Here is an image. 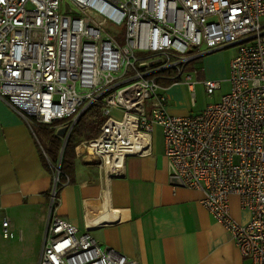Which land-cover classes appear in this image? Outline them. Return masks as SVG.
I'll use <instances>...</instances> for the list:
<instances>
[{
	"label": "built area",
	"instance_id": "built-area-1",
	"mask_svg": "<svg viewBox=\"0 0 264 264\" xmlns=\"http://www.w3.org/2000/svg\"><path fill=\"white\" fill-rule=\"evenodd\" d=\"M262 18L264 0H0V99L33 134V125L68 118L54 126L65 127L67 138L99 105L100 133L74 150L99 159L105 186L123 174L125 157L151 153L160 127L170 184L202 191V205L241 254L264 264ZM110 25L124 26L122 43ZM228 47L236 48L229 90L198 114L169 113L174 86L200 83L209 94L221 88L219 80H194L185 69ZM55 165L37 264H143L53 212L61 185ZM231 194L251 211L248 222L232 218ZM1 231L14 236L8 217Z\"/></svg>",
	"mask_w": 264,
	"mask_h": 264
},
{
	"label": "crops",
	"instance_id": "crops-1",
	"mask_svg": "<svg viewBox=\"0 0 264 264\" xmlns=\"http://www.w3.org/2000/svg\"><path fill=\"white\" fill-rule=\"evenodd\" d=\"M204 60L210 72L207 78L214 79L211 59ZM168 95L171 98L169 90ZM168 105L169 113L186 115L170 100ZM155 131L151 153L125 157L123 174L109 178L106 186L99 159L74 150L67 173L61 176L53 212L78 232L89 230L102 247L143 264H252L202 205V191L170 184L163 136L157 143ZM41 153L45 152L35 133L0 99V227L2 218L8 217L10 229L18 230L12 231L17 245L2 252L19 256L24 233L37 219L34 258L28 264H37L53 187V172L43 164ZM229 205L234 220H250L251 211L241 208L237 194L230 195Z\"/></svg>",
	"mask_w": 264,
	"mask_h": 264
},
{
	"label": "rangeland",
	"instance_id": "rangeland-1",
	"mask_svg": "<svg viewBox=\"0 0 264 264\" xmlns=\"http://www.w3.org/2000/svg\"><path fill=\"white\" fill-rule=\"evenodd\" d=\"M63 10V6H62ZM109 30L113 32L119 43H122L124 40L125 35V28L123 27H114L113 25L109 26ZM236 48L235 47H228L224 48L215 52H212L210 54H207L203 57H201L198 60H194L190 62L185 71H190L193 74L194 80H202V79H209L207 78L208 70L205 66V58H210L212 61V70L214 80H219L221 83V88L218 90H215L213 93L209 94L204 89L203 85L200 83H193L190 85H179L174 86L169 89V93L171 94L170 101L173 105L178 107V109L182 110L184 114L186 115H195L200 113L207 104L217 102L221 96L226 93L229 90V82L227 80L228 76V68L227 65L229 64L230 59L235 55ZM203 59V60H202ZM225 67V68H224ZM194 93V105L191 104V95ZM149 104L147 103V109L149 110ZM68 118L62 119L61 121H66ZM63 123V122H61ZM61 123L57 124L60 125ZM33 131L35 133L36 139L43 146H47V140L45 138L44 132L37 126H32ZM55 129V128H54ZM53 129V130H54ZM155 141L159 144H161L162 140V131L160 127L155 128ZM71 133V132H70ZM86 132L80 136L76 137L78 140H84L86 138ZM61 138V137H60ZM61 141H63V137L61 138ZM41 145V146H42ZM57 164V163H55ZM54 164V165H55ZM56 166V165H55ZM56 170L53 168V175H55ZM61 175V174H59ZM57 184H59L57 182ZM55 199V198H54ZM49 208L46 210V215L44 218V224H43V232H44V226L46 222V218L48 215ZM39 221L37 219H34L31 221V224H29L28 232L27 230L24 233V240L22 241L21 249L18 251L19 256L9 257L2 251L6 252L8 247L15 246L16 243V237L15 238H5L2 235L1 227H0V264H14L16 260H20L21 264H28L31 263V260L34 258V250L36 247V234L38 230ZM18 229V228H17ZM11 231H13L15 234L18 230L15 228H11ZM16 231V232H15ZM43 232H41V238L39 241V247L42 242Z\"/></svg>",
	"mask_w": 264,
	"mask_h": 264
},
{
	"label": "trees",
	"instance_id": "trees-1",
	"mask_svg": "<svg viewBox=\"0 0 264 264\" xmlns=\"http://www.w3.org/2000/svg\"><path fill=\"white\" fill-rule=\"evenodd\" d=\"M64 122L61 120L54 121L52 124H39L37 125L45 135L47 140V146H43L42 150L45 152L47 158L41 153L43 164L53 172L52 164L57 163L59 157V151L61 147V138L57 136V130L54 126ZM104 122V118L100 112V106L94 105L88 111L84 112L76 121L71 133L67 138L66 145L64 147L63 155L60 163V180L63 173H67L69 168V158L74 154V147L80 142L76 137L82 136L86 132V138L84 140L92 139L100 133L101 125ZM54 129V130H53ZM82 141V140H81Z\"/></svg>",
	"mask_w": 264,
	"mask_h": 264
},
{
	"label": "water",
	"instance_id": "water-1",
	"mask_svg": "<svg viewBox=\"0 0 264 264\" xmlns=\"http://www.w3.org/2000/svg\"><path fill=\"white\" fill-rule=\"evenodd\" d=\"M57 136L59 137H63V141L61 143V147H60V151H59V157H58V163L60 164L61 163V158H62V155H63V151H64V147L66 145V142H67V137H66V133H65V127H62L60 128L58 131H57Z\"/></svg>",
	"mask_w": 264,
	"mask_h": 264
}]
</instances>
